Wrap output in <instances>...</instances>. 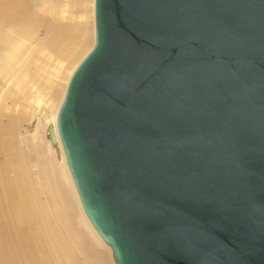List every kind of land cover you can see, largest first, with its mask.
I'll return each mask as SVG.
<instances>
[{"label": "water", "instance_id": "95a60500", "mask_svg": "<svg viewBox=\"0 0 264 264\" xmlns=\"http://www.w3.org/2000/svg\"><path fill=\"white\" fill-rule=\"evenodd\" d=\"M96 24L58 129L115 263L264 264V0H96Z\"/></svg>", "mask_w": 264, "mask_h": 264}, {"label": "rangeland", "instance_id": "374dc122", "mask_svg": "<svg viewBox=\"0 0 264 264\" xmlns=\"http://www.w3.org/2000/svg\"><path fill=\"white\" fill-rule=\"evenodd\" d=\"M95 1L89 15L83 0H0V201L6 195L23 198L38 238L37 244L33 237L24 238L33 241L25 244V253L33 254L39 246L49 264H58L56 250L66 258L59 264H115L62 162L56 124L70 78L96 43ZM25 7L33 25L26 24ZM89 17L92 28L83 23ZM14 205L18 220L21 208Z\"/></svg>", "mask_w": 264, "mask_h": 264}, {"label": "bare ground", "instance_id": "6f19581e", "mask_svg": "<svg viewBox=\"0 0 264 264\" xmlns=\"http://www.w3.org/2000/svg\"><path fill=\"white\" fill-rule=\"evenodd\" d=\"M92 1L93 0H83V4H85V6H86L85 12L88 11L89 15L91 14V10H90L91 7H89V5L92 3ZM27 7H25V10H24V13L26 16V24H32L33 25L35 23V21L33 18H31V16H30L31 11L28 10ZM95 22H96V1H95ZM83 23L86 26H90L92 28L93 22L90 21V17L87 19V23H85V22H83ZM90 37L91 36H89L88 38H84L81 45L84 46V44H86L89 41ZM96 40H97V24H96ZM76 55H77V52L71 56V60H75ZM56 124H57V129H58V115H57V123ZM58 134L60 137L59 129H58ZM60 141H61V137H60ZM61 144H62V141H61ZM62 148L64 150L63 145H62ZM64 155L65 156L62 158V162L63 163L66 162L68 169H69V172H70V175H71V178H72V183L74 184V188L76 189L77 194L79 196L78 190H77L76 185L74 183V179H73V176H72L69 164H68V160H67L65 151H64ZM64 158H65V160H64ZM2 190H5V189H2ZM18 194H19V192H18ZM79 198H80V196H79ZM31 199L33 200V198H31ZM17 200H20L21 203ZM80 201H81V199H80ZM16 202H18V207L20 206V208H21V212H20L21 217L18 220H16L17 218L14 216L18 212H15V210L13 208V205ZM26 205L27 204L24 202L23 198L20 197V195H19V198H16L15 196L8 197L6 195V197L0 201V264H49V262L45 256V253L43 252L42 248L39 246L35 249V252L33 254H29V253L26 254L25 253L26 252L24 250L25 244H27V243L33 244V241L29 240V241L24 242L25 241L24 238L33 237V240H35L34 243H36V244H37V239H38L37 235L33 234L34 232L32 231L33 227L31 228L32 225H31L30 218H29L30 216L27 213L29 209H28V207H26ZM81 205H82L83 211H84L85 215L87 216L88 220L91 222L92 226L94 227L96 232L99 234L100 239H102L104 241V239L102 238V236L100 235V233L95 228L92 221L90 220V218L86 214L84 207H83V204H82V201H81ZM32 209H33V207H32ZM16 221H18L19 223L16 224L17 223ZM13 222H14V224H12ZM39 222H41V221H39ZM9 228H11L12 233L10 232ZM45 229H46V227H45ZM46 231H47V229H46ZM48 232H50V231H48ZM6 234L10 235L12 237V239L8 240L7 238H5L4 235H6ZM48 239H50V238H48ZM47 241H49V240H47ZM105 244L108 245L106 242H105ZM60 248L61 247H59V250H60ZM63 251H65V250H63ZM63 254L64 253H62L58 250L55 251L54 257H55L56 262H58V264H59V262H64V260L66 259L64 257L65 254L64 255ZM112 257H113V252H112ZM113 260H114V257H113ZM114 263H115V261H114Z\"/></svg>", "mask_w": 264, "mask_h": 264}]
</instances>
